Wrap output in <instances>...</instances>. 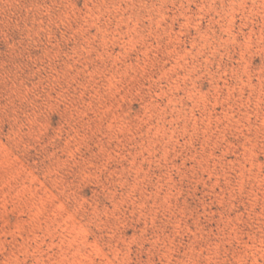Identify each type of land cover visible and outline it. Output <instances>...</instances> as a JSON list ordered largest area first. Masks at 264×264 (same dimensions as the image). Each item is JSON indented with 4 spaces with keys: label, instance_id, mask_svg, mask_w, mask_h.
<instances>
[{
    "label": "rangeland",
    "instance_id": "1",
    "mask_svg": "<svg viewBox=\"0 0 264 264\" xmlns=\"http://www.w3.org/2000/svg\"><path fill=\"white\" fill-rule=\"evenodd\" d=\"M0 264H264V0H0Z\"/></svg>",
    "mask_w": 264,
    "mask_h": 264
}]
</instances>
